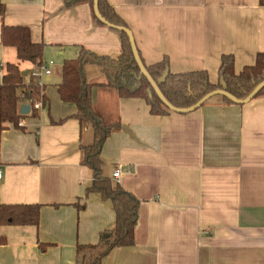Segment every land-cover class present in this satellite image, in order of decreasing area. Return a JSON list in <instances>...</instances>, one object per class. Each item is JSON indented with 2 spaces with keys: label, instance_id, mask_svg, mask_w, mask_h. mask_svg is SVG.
Masks as SVG:
<instances>
[{
  "label": "crops",
  "instance_id": "crops-1",
  "mask_svg": "<svg viewBox=\"0 0 264 264\" xmlns=\"http://www.w3.org/2000/svg\"><path fill=\"white\" fill-rule=\"evenodd\" d=\"M107 1L147 65L167 58L171 72L205 70L217 83L223 54L233 56L239 73L264 52L259 0ZM0 3V27H29L31 40L44 44L50 69L38 115L1 133L0 202L40 208L37 226H0L6 239L0 264H75L76 245L97 243L115 213L110 201L85 192L92 171L81 163L80 144L91 142L92 130L70 117L76 106L60 99L57 84L63 61L79 47L116 59L119 37L95 23L87 2L69 8L63 0ZM7 62L17 63L15 48L0 43V81ZM19 68L28 73L35 66L23 61ZM108 72L85 67L94 109L119 123L101 147V175L133 193L139 205L133 245L113 249L102 264H264V96L241 103L216 97L154 115L144 99L120 97Z\"/></svg>",
  "mask_w": 264,
  "mask_h": 264
},
{
  "label": "trees",
  "instance_id": "trees-1",
  "mask_svg": "<svg viewBox=\"0 0 264 264\" xmlns=\"http://www.w3.org/2000/svg\"><path fill=\"white\" fill-rule=\"evenodd\" d=\"M80 2H87L92 8L94 0H63V6L69 8ZM264 6V0H259ZM98 12L103 20L122 28L104 23L94 13L93 20L97 24L107 25L114 30L120 41V53L116 59L99 56L84 47L78 48L74 58L65 59L61 66V80L57 84V92L64 102L73 103L76 111L70 116L76 118L80 124H85L92 130V140L87 144H80L81 163L92 171V182L85 190L86 194L96 193L102 200L112 204L115 222L109 229L100 233L99 240L94 244H77L75 264H102L103 258L113 249L121 246H131L134 243V229L137 220L139 199L131 192L121 187L109 177H103L101 170L103 161L100 156L101 147L111 132L118 128L119 123H110L98 113L91 100L90 84L87 82L85 67L100 65L110 70L108 84L115 87L120 97H139L149 105V111L154 115H165L172 111L160 98L150 80L140 70L131 46L125 21L116 13L107 0H98ZM4 12V5L0 3V17ZM0 43L15 48L17 63H5L0 84V139L2 131L8 125L20 127L19 122L26 116L36 117L38 109L36 102L45 104L47 101L44 86H39L37 79L28 72L23 75L19 63L28 61L35 67L43 63L44 44L33 42L30 29L24 25H1ZM139 59L146 72L160 90L164 99L174 108L186 109L195 105L206 94L224 89L234 98L245 99L253 89L264 81V52H258L255 62L246 65L239 73L234 70L232 55L223 54L219 66V74L225 87L219 82L212 83L205 70L173 73L168 69V60L154 64H145L138 49ZM165 74L163 80H160ZM45 85V84H44ZM264 96V84L254 98ZM219 97L223 103H236L224 94H214L206 99ZM29 103L28 114L19 112L21 103ZM38 204H6L0 202L1 225H33L39 221ZM6 243L0 235V245Z\"/></svg>",
  "mask_w": 264,
  "mask_h": 264
},
{
  "label": "water",
  "instance_id": "water-1",
  "mask_svg": "<svg viewBox=\"0 0 264 264\" xmlns=\"http://www.w3.org/2000/svg\"><path fill=\"white\" fill-rule=\"evenodd\" d=\"M97 3H98V0H94V12L96 14V16L101 19L104 23H106L107 25H110V26H113V27H117V26H114L110 23H108L107 21L103 20V18H101L99 12H98V9H97ZM117 28H122V27H117ZM129 35V38H130V41H131V46H132V49H133V53H134V57L136 59V61L138 62L139 64V67H140V70L143 74L146 75V77L150 80V82L152 83L153 87L155 88L156 92L158 93V95L160 96V98L164 101V103L170 107L172 110H182V111H187V110H191L193 108H197L198 106H200L206 99H208L210 96L214 95V94H217V93H220V94H224L226 96H228L229 98H231L232 100H234L235 102H238V103H241V102H245V101H248L250 100L251 98H253L256 93L259 91V89L262 87V85L264 84V81L259 83L254 89L253 91L245 98V99H242V100H239V99H236L234 98L232 95H230L229 93H227L224 89H219V90H215V91H212L208 94H206L200 101H198L195 105L189 107V108H186V109H177V108H174L173 106H171L165 99L164 97L162 96L160 90L158 89V87L156 86V84L153 82V80L150 78V76L148 75V73L146 72L145 68L143 67L140 59H139V56H138V53H137V50H136V46H135V42L133 40V37L131 35V32L126 29V28H123ZM27 74V71L24 70L23 71V75H26ZM165 74L164 73L162 75V77L160 78V80H163L164 77H165ZM220 83L222 84L223 87H225V84L222 80V78L220 77ZM30 111V105L29 104H23L21 107H20V113L21 114H28Z\"/></svg>",
  "mask_w": 264,
  "mask_h": 264
},
{
  "label": "built area",
  "instance_id": "built-area-1",
  "mask_svg": "<svg viewBox=\"0 0 264 264\" xmlns=\"http://www.w3.org/2000/svg\"><path fill=\"white\" fill-rule=\"evenodd\" d=\"M52 63L51 61L49 62ZM32 72V75L37 79L39 86H43L44 80L43 78L50 73V69L48 67V64H41L38 67H35V69ZM1 84V81H0ZM29 104V103H28ZM40 102L35 103V107L38 108L40 105ZM19 125H22V121L19 122ZM121 170L119 168L115 169L112 173V177L114 179H117L120 176ZM2 176L1 167H0V178Z\"/></svg>",
  "mask_w": 264,
  "mask_h": 264
},
{
  "label": "rangeland",
  "instance_id": "rangeland-1",
  "mask_svg": "<svg viewBox=\"0 0 264 264\" xmlns=\"http://www.w3.org/2000/svg\"><path fill=\"white\" fill-rule=\"evenodd\" d=\"M49 60V59H48ZM47 60V61H48ZM56 63V62H55ZM43 64H45V63H43ZM57 64V63H56ZM56 93V91H55V89L53 88V86L52 85H49L48 86V94H49V98L51 99H53L54 98V96L56 95L55 94ZM97 109L102 113V115L105 117V119H106V121L107 122H112V115L113 114H111V113H108V112H106V111H103V109H100V107H97ZM10 227H12V228H15V225L14 226H10Z\"/></svg>",
  "mask_w": 264,
  "mask_h": 264
}]
</instances>
